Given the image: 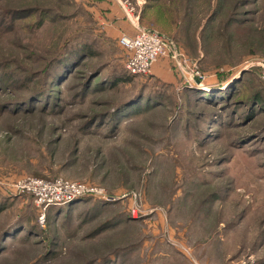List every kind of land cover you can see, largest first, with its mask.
Masks as SVG:
<instances>
[{"label": "rangeland", "instance_id": "rangeland-1", "mask_svg": "<svg viewBox=\"0 0 264 264\" xmlns=\"http://www.w3.org/2000/svg\"><path fill=\"white\" fill-rule=\"evenodd\" d=\"M138 28L200 77L169 58L125 76L118 38ZM79 44L56 103L17 111ZM0 76V264H264V111L204 101L239 80L264 100V0H0ZM58 179L108 199L48 206L41 227L19 187Z\"/></svg>", "mask_w": 264, "mask_h": 264}, {"label": "built area", "instance_id": "built-area-1", "mask_svg": "<svg viewBox=\"0 0 264 264\" xmlns=\"http://www.w3.org/2000/svg\"><path fill=\"white\" fill-rule=\"evenodd\" d=\"M118 42L126 52L123 66L130 75H146L150 73L153 64L158 59L169 58L174 63H177L179 67L183 64L188 65V69L191 67L189 74L200 77L193 65L187 64V59L183 53L174 48L167 38L157 32L138 28L133 34H122L118 38ZM19 188L21 191L23 190L36 196V204L42 208L37 219V223L41 227L46 224L44 210L48 206L71 202L74 199L90 195L108 199L107 196L101 194V191L97 189H90L81 184L63 183L59 179L53 182L28 180Z\"/></svg>", "mask_w": 264, "mask_h": 264}, {"label": "trees", "instance_id": "trees-1", "mask_svg": "<svg viewBox=\"0 0 264 264\" xmlns=\"http://www.w3.org/2000/svg\"><path fill=\"white\" fill-rule=\"evenodd\" d=\"M19 12L27 13V11H23V10H20ZM39 14L41 16V15H44L45 13L41 12ZM42 18H43V16H42ZM41 20H43V19H41ZM92 53L93 52L91 51L90 47L83 45V44H79V45L75 46L74 48H69L68 52L66 54H64L63 56H60L58 59H56V61L54 63H52V65H49L48 67H46L45 71H43V74L45 75V77L47 79V84H45L44 88L40 89V90H36L35 88H32L30 90V93L27 95L28 97H26L25 99L27 100L30 98L27 103L30 102L32 105H30V107H29V105L26 104L27 106H25L24 108L16 106V109H18L17 111L22 110L21 112H25V111L30 112L31 110L38 109V106H35L36 104H34V103H41V105H43V106H45L46 104H55L57 98H55L53 96V94L51 92L52 89H51L50 85H56L57 86L62 81L64 82L65 80L70 81L71 79H74L76 72H78V70H77L78 67L80 65H82L84 59L91 56ZM52 69H53V71H52ZM124 72L126 73L125 76L130 77V74L125 69H124ZM98 73H99V71L93 69L91 72L86 74L84 79H83V82L80 84L79 91L75 95H77L80 98H83L92 88V81L98 75ZM65 75H67V76L65 77ZM4 76H7V78H11L12 75L6 73ZM120 77H122V76H120ZM1 78L2 77L0 76V85H2V84L3 85L0 87H2V88L9 87V84H7L6 80H3ZM118 79H119V77H116L113 79L110 78V81H112V82L109 85L110 86L116 85V82L118 81ZM244 85H245L244 81L241 82L239 80L233 86H229L226 91L219 92L220 96L218 98L209 97V100H204L206 98H202V99L205 101V103H211V104L212 103L215 104L217 102L226 103L228 101V99H234L235 103H237V104H241V105H244L246 107L247 106L254 107V108L261 109L264 111V100L262 98H260L258 95H256L255 93L250 94V95H244V97L239 96L242 94L241 93L242 90L246 89V87ZM56 91L58 92V90H56ZM131 103H134V101ZM149 103L150 102L148 101V103L146 105L148 106ZM129 104L130 103H128V104L125 103V104H122L120 106H117V111H119L120 109L124 108V106L129 105ZM23 105H25V104H23ZM131 105H132L131 107H133L137 104L134 103ZM3 107L5 109L13 110V112H14V109L9 107V106H7V108H6V105ZM39 108H42V107H39ZM40 110H42V109H40ZM98 116L103 118V116H105V115L101 114ZM98 116H95V117L91 118L90 121L85 122L83 128L86 129L90 124L96 122V119H98L97 118ZM0 236H2V234Z\"/></svg>", "mask_w": 264, "mask_h": 264}, {"label": "water", "instance_id": "water-1", "mask_svg": "<svg viewBox=\"0 0 264 264\" xmlns=\"http://www.w3.org/2000/svg\"><path fill=\"white\" fill-rule=\"evenodd\" d=\"M79 199V198H78Z\"/></svg>", "mask_w": 264, "mask_h": 264}]
</instances>
